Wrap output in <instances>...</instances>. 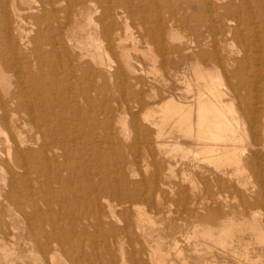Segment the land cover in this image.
<instances>
[{"label":"bare ground","instance_id":"6f19581e","mask_svg":"<svg viewBox=\"0 0 264 264\" xmlns=\"http://www.w3.org/2000/svg\"><path fill=\"white\" fill-rule=\"evenodd\" d=\"M36 1L38 5L35 6L34 4L33 6L32 4H28L27 0H0V67L19 66L20 63L25 65L24 68L32 67V70L29 69V71H27L29 76L33 78V82L30 86L33 87V91H37L43 98L42 103L39 105L32 103L27 98V91L24 93L22 90V88L27 85L28 80L26 79H22V83L26 85L24 84V86L20 87V85L17 84L19 85L17 90L11 92L6 89L3 96L0 94V128L5 126L9 127L11 123H17V121H22L23 123L29 121L35 131L33 135H29L27 138L21 131L17 136L18 142L15 139L11 142L8 138L7 141L11 142L8 144V156L12 158L13 165L22 168V172L27 175H31L34 171H38V173L40 171L42 175H49V173L53 174L52 177L60 181L66 180L67 177L62 171H67L69 173L68 178L77 175V177H79L78 180L81 182L80 176L85 175L87 180L96 185V182H93L90 175L98 169V171L95 172L100 174L97 179L96 187L99 185L103 187L107 193L111 195L114 194L113 198L116 200L117 204H135L139 200H146L148 196L153 194L159 187H157L158 185H151L148 187L142 179L136 181L132 179V182L129 179V182L128 179H126V176H128L127 173L129 174L130 172L129 169L126 167L129 171L126 170V174L122 172V169L125 168L126 164H134L135 161H128L124 154L119 159L121 169L118 170L117 181L109 176L110 173L106 169L101 170L104 164L99 163L98 159H96V162H98L95 163L96 166H93L94 169L96 168L95 170H90L91 168L89 169L86 164H81V162L77 161V157H85L83 156L84 153L81 148L85 147L84 141L88 131L95 127V124L89 121V116L85 114L89 113L91 109L90 106L94 103V96H97L98 99L100 98L108 79L120 82L126 87L130 85L127 84L128 82L133 81L136 87L139 86L138 91L133 89L134 86L132 89L129 88L137 104L135 107L139 110L147 104V102L142 101V95L146 92L144 87L146 83L141 77L144 68L142 66V68H138L140 65L136 67L133 64V61H131L133 57L124 49L125 46H122V40H119L120 37L117 40L115 36V34L119 33L114 30L112 25L107 21L101 23L100 30L98 28L93 29L89 24H91L92 20H95L92 6H96V2L100 4L99 6L103 11L101 12L103 16L100 15L102 17V19L100 18L101 21L104 17L107 18V16L112 18L111 10L115 6L120 5L126 21L133 15L140 18L145 23L150 22V20L155 21V19H160V12L162 10L173 12V9H175L174 3L169 0ZM63 1H65V3L67 2L65 6L57 5L58 2L63 3ZM17 3L18 5L19 3H27L25 13H21V10L24 9H21ZM130 3L138 6L132 11L128 6ZM193 5L192 7H195V10L189 8L187 15L181 18V21L193 22L191 27L193 38L190 40L192 45L179 46L180 48L173 46L170 48H172L171 53L175 50L183 51L182 53L180 52L181 54L179 53L181 56L177 62L194 59V63L190 66V70L193 71L192 75H194L193 80L189 78L185 79V90L195 89V93L192 96L194 99L191 98V101L178 99V101H176L174 99L175 97L169 93L166 101L163 99L164 102H158L160 111L163 114L160 119L162 123L170 125L171 130L177 127L179 137H173L172 144H181L182 147L184 138L193 140L192 142L196 145L194 147L197 149L196 156L197 153L201 154L200 160L206 161L208 164L214 166L215 170L210 168V166H206V164L205 166H201L200 164L195 165V167L201 168L203 173L206 172V174L211 175L216 169L225 173V168H223L225 164H235L237 169H240V167H242L241 162L245 161L250 166L252 176L256 177V181L258 180L259 187L257 189H249L248 194L243 196L241 201L246 210H250L254 208V206H260L261 209L264 210V162H261L260 158L257 159L260 152L264 151V0H224V2L220 3H218L217 0H196ZM187 6L190 7L189 4ZM97 10L100 9L96 6L95 11ZM39 11H41V13H39ZM45 12H49L50 16L46 15ZM61 12L64 13V21L58 18V14ZM149 14L150 16L147 17ZM171 18L174 19L175 17ZM29 20L37 26L35 34L32 36H30V29L27 30L24 27V23L27 21L31 22ZM127 25L126 23V26ZM167 29V27L162 25L159 27L149 26V28H146L144 34L139 35V39L143 43L153 44V48L151 49L149 45L150 48H148L149 50L145 54L151 69L154 70V68H156L158 65L156 64L158 62V57L161 56L160 58H162L163 63L161 66H165L168 76L169 65L172 62L169 60V57L166 56L170 50L164 42L165 37L163 38L164 34L168 32ZM145 34H147L150 42L146 41L148 38H145ZM219 35L223 37L219 38ZM231 40L239 42L238 53L242 52L241 56H234L232 51H230L228 55H223L221 52ZM24 50L27 51V53H24ZM6 51L10 53L13 52L17 57L3 55ZM117 53L120 58H118ZM115 61L117 67L113 66ZM210 62H213L216 67L219 65L224 66L227 71V78L225 81L220 73L213 72L206 66V64ZM123 65L128 68L129 74H126V68L125 70L122 69ZM45 66L58 68L57 75L61 74L60 77L58 78L57 76V78L55 77L56 79L52 77V80L51 78L47 79V77H45V79L43 77L40 78V75L33 70V67H36L41 73H47L49 70L44 71ZM55 72H53V74ZM161 77L163 76L160 75V78ZM100 79L103 81V85L100 84ZM164 79H166V77ZM225 85H227V89L225 88L226 90L223 89ZM191 87L193 88L191 89ZM242 90L245 91L246 94H243ZM52 91L54 93L51 94ZM186 92L189 93L188 91ZM79 97L84 100L83 103L79 102ZM255 100L259 103L256 104ZM234 103L236 106L233 105ZM137 109L135 110L137 111ZM20 110L28 115V119L22 120L21 117L15 118V114ZM105 110H107V115L104 121H102V126L105 130V138L107 141L115 142L119 150H121L120 141L112 132V129L115 128V115L109 106L105 107ZM122 112L123 110L120 111V113ZM137 115L138 114H134L132 127L137 132V137L140 140H145L147 144L159 145V150L156 148L154 149L153 146H147L148 153L155 155L160 152L161 146H163V144L161 145L159 143H164V141L159 140L157 135H152L153 130H151L149 124L156 125V121L147 117L150 115L149 112L145 114V120L149 121V123L139 120ZM121 118V116L117 118V121L120 123V120H122ZM242 118L246 126L244 125L245 127L241 129L244 130L241 134L238 125L241 123L239 120ZM121 132H124L122 126ZM161 135H163V133ZM241 140L246 143L243 149L249 151L248 156H244L245 160L239 157L240 155H238L239 153L236 151V147H234V142ZM25 142H30L31 145L25 146ZM32 144H37V147L32 146ZM130 147L133 149L134 145ZM76 148L79 150L81 149L82 153L76 157L74 156V158V153L71 156L70 150ZM157 155H159V153ZM261 157L264 156L261 155ZM81 159L84 160V158ZM247 167L248 166H246V169ZM9 170L7 172L11 177L18 172L16 170L17 172L14 173L12 169L11 171ZM133 171L134 169L131 173H133ZM19 173L20 172H18V174ZM161 174L162 168L159 166L152 174L151 181L157 180ZM217 174H215L216 176L213 175L217 178ZM128 177L130 178V176ZM218 177H220V175H218ZM251 178L253 179V177ZM15 179L13 180L15 181ZM86 182L88 183V181ZM14 183L11 180L12 187L15 185ZM186 187L187 186L181 187L182 193L187 192L188 189ZM233 189L235 190V187H233ZM235 191L237 193V189ZM68 193L67 191L66 194L68 195ZM192 202L195 203L196 201ZM194 203L193 205L195 206ZM198 205L201 206L200 204ZM71 206L75 209L73 205ZM32 207L34 210L33 212L38 214L37 204ZM208 208H210L209 205ZM212 209H216L215 206ZM217 209H219L218 205ZM68 210L67 206V211ZM246 210L245 212H247ZM252 212L254 213L255 211ZM249 213L250 212H248V215H250ZM251 216H253V214ZM29 217L28 215V218ZM65 218H68L67 221L69 220L70 222L65 226L62 225L61 227L63 228L60 227V230L59 228H54L55 230L53 229L50 233V238H47L52 239V237H55L56 241H59L62 247H72L75 244L77 247L76 251L73 255L69 254L72 256V264H83V262L88 259V254L80 248L83 235L87 234V231H83L85 229V221L83 222V218L85 217L83 214L80 215L78 213V215H72L70 212ZM29 221L31 220L29 219ZM50 221L51 224L55 225L58 219L55 221V218L51 217ZM262 221L263 226H261V228L263 232L259 231V233H264V219ZM245 224H248V222ZM138 225L140 226V224H137L136 227ZM258 227L257 230L255 228V231L260 229ZM115 229L112 228V232L110 231L111 235L114 233L113 231H115L117 235H120V233L122 234L124 228L122 230L118 228L117 230ZM136 229L139 230L138 228ZM230 230L232 231V229ZM227 231L229 230L227 229ZM147 232L149 231L145 233ZM93 234L94 233H92V235ZM260 235L262 234L260 233ZM51 250L54 251L53 247ZM1 252L3 253V250H1ZM261 254L264 256V248H261ZM6 255L8 256V254ZM50 262L53 264H62L59 261L55 262L54 259Z\"/></svg>","mask_w":264,"mask_h":264},{"label":"rangeland","instance_id":"374dc122","mask_svg":"<svg viewBox=\"0 0 264 264\" xmlns=\"http://www.w3.org/2000/svg\"><path fill=\"white\" fill-rule=\"evenodd\" d=\"M169 1L174 3L175 9H173V12L162 10L160 12V19H155V21L150 20L147 23L133 15L126 21L120 5H118L119 7L115 6L111 10L112 18L107 16V18L104 17V19L106 18L105 20L103 19L101 21V16H103L101 12L103 11L99 6L100 4L98 2L95 3L100 9L97 11H95L96 6L91 5L94 12L98 13L93 12L95 20H92L89 26L93 29L98 28L100 30L101 23L107 21L119 33L115 34V36L117 40L120 37L119 40H122V46H125L124 49L133 57L131 59L133 64L136 67L140 65L138 68H144L141 77L146 83L144 86L146 92L142 95V101L147 102V104L139 110L135 107L137 104L130 89L134 86L133 89L138 91L139 86L136 87L131 79L134 84L132 82L127 83L131 87L130 85L126 87L120 82L108 79L100 98L98 99L97 96H94V103L91 106L89 105L91 109L89 113L85 114L89 116V121L95 124V127L88 131L84 141L85 147L81 148L84 153L83 156L86 159L85 157H77V161L81 162V164H86L89 169L91 168L90 170L96 169L94 167L96 166L95 163H98L96 162V159H98L99 163L104 164L101 170L106 169L110 173L109 176L117 181L118 170L121 169L119 159L124 154L128 161H135L134 164H126L125 168L122 169V172L125 174L128 169L130 171H128L129 174L127 173L130 178L126 176V179L128 181L130 179L131 182L132 179L133 181L142 179L148 187L158 185L157 187L159 189L149 195L146 200H139L135 204H117L113 198L114 194L107 193L99 185V187H96L97 179L100 175L99 173H95L98 169L90 175L93 182H96H94L96 185L87 180L85 175L80 176L81 182L78 180L79 177L77 175L68 178L69 173L67 171H62L67 177L64 181L55 179L52 177L53 174L50 173L49 175H42L40 171L39 173L38 171H34L31 175H27L22 172V168L13 165L12 158L8 156L7 151L8 144L13 142V139L17 140V136L21 131L25 134L26 138L35 133L32 124L29 121H25L26 123L17 121V123H11L9 127L5 126L0 128V264H53L50 262L53 259L55 262L59 261L62 264H72V256L70 255H73L77 249L75 244L72 247H62L59 241H56L55 237L48 239L54 228H59L60 230L62 225L65 226L70 222L69 220L67 221L68 218H65L70 212L72 215H78L79 213L85 217L83 218V222L85 221V229L83 231H87V234L84 232L87 236L83 235L80 248L88 254V259L83 264H264V256L261 254V248H264V233H262L263 230L261 228L263 226L264 210L260 206H254V208L250 209L251 211L246 210L241 201V198L248 194L249 189H257L259 187L258 180L256 181V177L252 176L250 172V166L245 161L241 162L242 167L239 166L240 169H237L235 164H225L223 166L226 171L225 173H222L218 169L214 171V175L218 173L217 178L215 177L216 175L211 174V176L210 174H206V172L203 173L201 171L202 169L195 167V165L200 164L201 166H205L206 164V166H210L213 169L214 166L208 164L206 161L200 160L201 154L197 153L198 157L196 156L197 149L194 147L196 145L192 142L193 140L184 138L182 147L181 144H172L173 137H179L177 127L171 130L170 125L162 123L160 119L163 114L160 111L158 102L166 101L169 93L175 97L174 99L176 101L178 99L191 101L194 99L192 96L195 93V89L185 90V79L189 78L193 80L194 77L192 75L193 71L190 70L194 59L177 62L183 51L175 50L171 53L172 48L170 47L192 45L190 40L193 38L191 30L193 22L181 21V18L187 15L189 8L195 10V7L192 6H194L193 3L196 0ZM27 2L33 6L34 4L35 6L38 5L36 0H27ZM217 2H224V0H217ZM64 3L65 1L63 3L58 2L57 5L65 6L67 2ZM26 4L19 3L18 5L17 3L21 9H24L21 10L22 14L26 12ZM188 4L190 7L187 6ZM128 6L133 11L138 5L130 3ZM45 13L50 16L49 12ZM171 17H175L176 19ZM58 18L64 21V13L61 12L58 14ZM126 23L128 24L127 26ZM161 25L168 28V32L163 36V38H166H164V42L170 50L166 56L172 62L169 65L168 76L165 66H161L163 64L162 58H160L161 56L158 57L159 63H156L158 64L156 68L154 70L151 69L145 54L150 46L151 49L153 48V44L143 43L139 39V35L144 34L147 27H159ZM24 27L27 30L30 29V36L34 35L37 29V26L32 21L24 23ZM222 37L219 35V38ZM145 38H148L147 34H145ZM146 41L150 42V39L148 38ZM238 45L239 42L231 40L221 52L223 55H228L232 51L234 56H241L242 52L238 53ZM25 50L24 53H27ZM3 55L17 57L13 52L10 53L9 51L4 52ZM118 58L120 57L118 56ZM113 66L117 67L116 61L113 63ZM206 66L211 71L220 73L225 81L227 71L224 66L219 65L216 67L213 62L206 64ZM24 67L25 65L21 63L19 66L0 67V94L3 96L6 89L13 92L17 90L19 85L20 87L24 86L25 83H22V79H26L28 80L27 85L25 84L26 86L22 90L24 93L27 91L29 95H27V98L32 103L39 105L42 103V95L38 94L37 91H33V87L30 86L33 78L27 73L29 69L32 70V67ZM49 68L46 66L44 68V71L49 70L47 73H41L36 67H33V70L40 75V78L43 77L45 79L47 77V79L51 78L52 80V77L53 79H56L57 76L58 78L60 77L61 74L57 75L58 68ZM125 68L126 74H129L128 68L123 65L122 69L125 70ZM52 71L57 72L53 74ZM45 74L48 75L46 76ZM160 75L164 78L166 77V79L163 77L161 79ZM99 82L102 85L104 84L101 79ZM226 86H223L224 90L227 89ZM52 93L54 92L52 91ZM242 93L246 94L245 91ZM78 100L81 103L84 102L81 97ZM255 103L258 104L259 102L255 100ZM233 105L236 106L235 103ZM107 106L113 110V114L115 115V128L112 129V132L120 141L121 150H119L115 142L107 141L105 138L102 121L106 118L107 110H105V107ZM121 110H123L122 113H120ZM148 112L150 115L147 117L156 121V125L149 124L151 130H153L152 135H157L160 141H164V143H159L161 145L163 144V146L160 145L162 148L158 152L159 155H157L158 153L155 155L149 154L147 148V146H153L154 149H158L159 145L147 144L145 140H140L137 137V132L132 127L134 114H138L137 118L139 120L149 123V121L145 120V114ZM119 116L122 117V120H120L121 123L117 121ZM19 117L22 120L28 119V115L22 110L15 114V118ZM239 122L238 129L242 134L244 130L241 129L246 126V123L244 124L243 118ZM121 126L124 131L123 133L121 132ZM161 132L163 135H161ZM8 138L11 142L7 141ZM25 144V146L31 145L30 142H25ZM36 145L32 144V146ZM133 145L134 148L131 149L130 146ZM245 146L246 143L243 140L234 142V147H236V151L240 155L239 157L243 160H245L244 156L246 155L247 157L249 154L248 150L243 149ZM81 149H71L70 155L72 156L74 153L73 157L78 156L82 153ZM260 154L264 156V151H261ZM260 154L256 158H260L261 162H264V157H261ZM81 158H84V160ZM159 166L162 168V174L157 180L152 182L151 176ZM246 166H248L247 169ZM11 169L14 173L17 171L20 173L18 174L17 172L11 177L7 172L8 170L11 171ZM133 169L134 171L131 173ZM11 180L13 183L15 182L13 187ZM86 181L91 184L89 183V185ZM183 186H187L186 188L188 190L186 193H182L181 187ZM232 186L235 187V190L237 189L238 194ZM65 191L69 192L68 195ZM192 201L196 202L194 203ZM193 203L198 207L196 208ZM36 204L39 210H37L38 214L36 212L34 213L32 209V206H36ZM208 205L210 208H208ZM217 205L221 211L217 209ZM214 206L216 209H212ZM252 211H255L254 213L256 214ZM248 212H250V215H248ZM252 214L253 216H251ZM28 215L30 216L29 218ZM51 217H54L55 221L58 219L55 225L51 224ZM256 217L259 218L257 219ZM247 222L248 224H245ZM137 224H140L141 227L139 225L136 227ZM251 227L254 228L252 229ZM257 227L260 229L255 231ZM112 228H116L115 230L117 228L121 230L124 228V231L122 230V234L120 233V235L115 234V231H113L112 236L110 233V231L112 232ZM145 230L149 231L147 233L150 235L145 233ZM259 231H262L260 232L262 235H260ZM92 233L94 234L92 235ZM52 247L54 251L51 250ZM67 257H70V262Z\"/></svg>","mask_w":264,"mask_h":264}]
</instances>
